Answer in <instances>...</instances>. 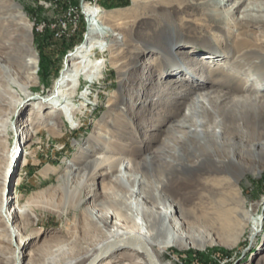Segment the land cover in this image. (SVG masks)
I'll return each instance as SVG.
<instances>
[{"label":"bare ground","instance_id":"6f19581e","mask_svg":"<svg viewBox=\"0 0 264 264\" xmlns=\"http://www.w3.org/2000/svg\"><path fill=\"white\" fill-rule=\"evenodd\" d=\"M208 1L129 0L133 35L140 44L135 45L136 51L120 47L111 57H126L117 70L121 75L127 73V78L133 76L119 81H129L126 94L131 96L134 109L130 114L136 124L131 126L128 114H112L106 124L114 138L90 135L88 144L73 155L77 175L71 170L58 175L62 178L59 189L67 197L61 207L74 215V228L61 231L70 243L50 249L43 264H168L162 260V251L169 244L182 248L226 238V244L235 246L239 237L253 230L251 212H257L261 204L264 208V194L254 197L243 179L264 171V0H225V5L231 2V9ZM10 9L0 0V60H7V70L0 66V81H11V77L22 81L30 78L27 73L40 60H35L27 37L16 47L7 46L5 37H14L13 27L20 25L13 13L4 15ZM91 9L99 16L96 23L101 34L89 29L86 40L68 51L67 63L53 81L51 99L75 98L71 79H78L85 65L95 68L90 76L97 77L98 67L107 61L93 59L92 54L100 49L96 38L108 36L110 30L103 20L117 19L100 14L99 5ZM191 34L199 36H185ZM184 38L197 47L183 59L191 58L197 73L212 69L190 80L189 90L178 83L184 68L171 51ZM153 46L167 53L155 57L163 65L162 71L151 63L154 97L141 105L146 93L134 77L140 69L136 62ZM201 47H208L209 54L203 57L199 53L198 58ZM32 55L34 59L26 61L25 56ZM216 59L223 64L218 65ZM170 64L176 68L168 72ZM165 78L175 84L159 82ZM116 105V101L107 103L109 109ZM45 110L51 115L56 107L48 105ZM138 172L142 179L136 177ZM128 184L141 185V190L134 192ZM150 184L156 186L159 197H154ZM31 202L35 200L29 199L27 206L17 202L6 212L4 197L0 214L9 225H2L0 231L21 237L18 227L10 222L32 214L35 204ZM135 208L147 213V222L140 224L134 219ZM160 216H164L161 225ZM30 227L27 224L25 229ZM18 249L16 246L12 255L15 264H38L31 259L24 263ZM259 251L248 264H264V248ZM5 252L0 248V264H12L3 256Z\"/></svg>","mask_w":264,"mask_h":264},{"label":"rangeland","instance_id":"374dc122","mask_svg":"<svg viewBox=\"0 0 264 264\" xmlns=\"http://www.w3.org/2000/svg\"><path fill=\"white\" fill-rule=\"evenodd\" d=\"M1 1L11 8L6 10L4 15H8V12L13 13L15 20L20 23L13 27L14 37H5L7 46L16 47L27 37L30 47L34 50L35 60H40V63L37 62L36 68H33L35 72L31 69L27 73L30 78L26 80L15 81L11 77V81H0V203L5 197L4 209L7 212L12 210L17 202L22 206H27L29 199L35 200V203L31 202L35 204V211L31 212L32 214H26L20 219L14 217L10 222V226L18 227L21 237L2 229L0 231V248L6 249L7 252L3 256L8 258L12 264H15L12 255L16 246L19 251H22L21 260L24 263L31 259L38 264H43L50 249H54L65 241L70 243L66 236L61 235V231L64 228L70 230L74 228V215L69 214L66 208L61 207L67 201V197L65 192L59 189L61 185V183L59 185V181L62 178H58V175L64 174L65 170L76 172L73 171V166L76 165L72 163L73 155L79 153V148L88 144L87 139L90 135L101 133L106 137V140L114 138L108 133L109 129L106 124L107 121L108 123L111 121L112 114L119 117L128 114L125 116L131 126L134 127L136 124L133 114H130L134 109L132 99L129 94H126L129 89V81H122V83L119 81L121 77L127 78L128 74L121 75L117 70L120 62L126 57H112L118 53L117 50L120 47L136 51L135 45L140 44V41L133 35L129 0ZM213 2L225 5V0H210L208 4L211 5ZM96 5L102 9V12L99 11L100 14H109L117 19L103 20L110 30L108 36L99 35L96 38L99 41L100 49L92 54L93 59L106 58L107 61L98 67L97 77L90 76L95 68L91 69L89 65H85L78 79H71L70 86L76 94L75 98H67L65 101L51 99L49 93L52 90L53 81L62 64L67 63L68 51L75 49L86 40V37L89 36V29L101 34L100 26L96 23L99 16H95L91 9ZM225 7L231 9V2L226 3ZM237 15L240 14L236 13ZM116 21L124 24L117 26L115 25ZM144 26L145 24L140 27V32L144 31ZM199 39L201 38L198 37V41ZM196 47L193 40L184 38L177 46L171 48L172 54L178 57L179 65L184 68L181 71L183 74L177 77L178 83L183 84L187 90L192 88L188 85L190 80L201 78L212 70L210 67L208 70L203 69L204 72L199 70L200 72L197 73L193 64H190L191 58L183 59V55L189 54L191 48ZM208 47H201L197 57L200 58L199 53L202 56L209 54ZM165 53L167 52L160 46H153L143 52L140 62H136L140 65V69H136L134 77L139 78L140 81H137V85L146 93L141 98V105L148 104L146 102L154 97L152 95L151 63L154 62V67L162 71L163 65L159 60H155V57ZM33 55V58L25 56L26 61L34 59ZM39 57L42 59L44 67L42 72L40 71L41 59ZM6 61L5 59L0 60V66L5 70H7ZM216 62L218 65L219 63L223 64L221 59ZM68 63L70 64V61ZM175 68L176 65L170 64L166 71L171 72ZM191 69H194L196 76L192 74L193 72L191 73ZM187 70H190V73L187 74ZM132 77L130 75L127 79H132ZM161 79V77H157V80ZM159 82L171 85L175 81L165 78L164 81ZM66 84L68 82L62 85L63 88L66 87ZM179 84L176 85L179 86ZM111 101H116L117 105L109 109L107 103ZM48 105L56 107L51 115L46 114L45 108ZM70 108L73 110L71 111ZM78 123L79 126L81 125L80 127L77 125ZM100 125L102 128H99ZM124 142L128 143L125 140ZM92 156H87V158ZM75 174L77 175V172ZM135 175L137 178H143L142 173L138 172ZM247 177L243 179L247 186L246 189L255 194L254 197H260V195L263 197L264 171L260 176L259 174L255 176L248 174ZM96 182L94 181V185L97 184ZM128 186L134 192L141 190V185L128 184ZM150 186L154 197H159L160 194L156 186L154 187L153 184ZM169 195L178 198L175 193ZM22 199L24 200L23 204H21ZM54 208L55 211H53ZM164 208L162 207V209ZM250 217L253 230L246 232L244 237H239L235 246L226 244L225 242H228L226 238L217 239L211 244L202 245L198 242L196 245L182 248L176 244H169L163 248L162 260L168 264L251 263L256 252L264 248L263 205L258 207L257 212H251ZM134 219L138 223L144 224L148 221V216L146 212L135 208ZM3 220L5 219L0 214V227L4 224L8 227L9 224ZM163 221L164 216H160V225L163 224ZM255 221L256 224L253 223ZM27 224L31 225L29 229H25ZM97 236L101 237L99 234ZM19 241L23 242L20 246Z\"/></svg>","mask_w":264,"mask_h":264},{"label":"trees","instance_id":"16d2710c","mask_svg":"<svg viewBox=\"0 0 264 264\" xmlns=\"http://www.w3.org/2000/svg\"><path fill=\"white\" fill-rule=\"evenodd\" d=\"M90 1H92V0H90ZM81 38V37H80ZM39 45H40V43H39ZM44 67H43V63H42V59H41V65H40V71L42 72V69H43Z\"/></svg>","mask_w":264,"mask_h":264},{"label":"water","instance_id":"95a60500","mask_svg":"<svg viewBox=\"0 0 264 264\" xmlns=\"http://www.w3.org/2000/svg\"><path fill=\"white\" fill-rule=\"evenodd\" d=\"M143 249H145V248H143ZM146 250V249H145Z\"/></svg>","mask_w":264,"mask_h":264}]
</instances>
